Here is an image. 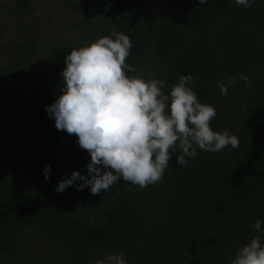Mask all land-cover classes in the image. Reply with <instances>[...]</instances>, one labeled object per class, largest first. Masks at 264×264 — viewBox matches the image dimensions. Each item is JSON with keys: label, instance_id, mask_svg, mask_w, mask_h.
Here are the masks:
<instances>
[{"label": "trees", "instance_id": "1", "mask_svg": "<svg viewBox=\"0 0 264 264\" xmlns=\"http://www.w3.org/2000/svg\"><path fill=\"white\" fill-rule=\"evenodd\" d=\"M8 1L0 0V264H48L47 254L32 255L38 250H51L53 264H94L117 252L125 253L126 264H230L252 236L264 242V233L253 228L257 220L264 226V90L231 102L243 110V125L234 134L238 148L228 146L206 160L196 147L183 166L176 163L182 151L171 158L170 189L148 194L156 218L143 238L142 201L134 196V184L121 178L97 195L87 186L55 190L73 170L88 175L89 153L45 111L52 103L46 86L53 80L62 85L65 56L80 47V38L75 29L63 38L56 26L36 25L40 11L54 14L56 0ZM133 1L103 0L113 15L99 35L110 36L112 29L127 35L132 48L126 62L137 70L153 52L168 59L153 76L166 83L214 72L210 51L188 40L196 22L226 32L214 60L227 65L232 77L245 75L251 53L264 42V0H249L248 8L235 0H145L126 13ZM160 1L174 9L176 23L167 20ZM182 18L189 21L188 33ZM256 31L263 34L254 37ZM45 164L51 169L47 180Z\"/></svg>", "mask_w": 264, "mask_h": 264}, {"label": "clouds", "instance_id": "2", "mask_svg": "<svg viewBox=\"0 0 264 264\" xmlns=\"http://www.w3.org/2000/svg\"><path fill=\"white\" fill-rule=\"evenodd\" d=\"M250 7L249 0H235ZM200 4L206 0H199ZM130 38L115 29L110 36L74 48L65 56L61 76L63 85L53 103L45 106L58 130L75 135L79 146L89 153L88 175L73 170L69 177L58 182L55 190L62 193L67 187H84L91 194L106 191L123 178L141 188L156 184L169 167L176 146L182 155L176 156L178 166L186 164V157L196 156V147L216 153L240 141L228 131H214L211 121L216 109L198 100L188 85L191 75H182L165 94L166 82L151 73L129 76L138 70L126 60L130 54ZM240 79L247 84V75ZM236 77H229L232 84ZM221 94L227 86L218 83ZM50 166L43 168L49 178ZM79 179L80 184H74ZM253 228L264 233L262 222ZM125 253L105 254L94 264H126ZM230 264H264V242L259 235L240 246Z\"/></svg>", "mask_w": 264, "mask_h": 264}, {"label": "rangeland", "instance_id": "3", "mask_svg": "<svg viewBox=\"0 0 264 264\" xmlns=\"http://www.w3.org/2000/svg\"><path fill=\"white\" fill-rule=\"evenodd\" d=\"M5 1L8 0H4V2ZM58 1L59 0H56L57 4L54 7V14H50V12H47V10L50 9L48 8L44 9L43 11H40V13L36 15V25H41L42 27L48 29H51L52 27L56 26L57 32L61 33H58L57 35L62 36L63 38L70 34H73V32H75L76 30L80 38V46L86 45L94 41L96 38L101 37L99 35L100 26L105 25L109 18L113 15L112 11H108L106 7L101 6V4L104 5L103 0H62L64 7L61 6V0L60 2ZM135 1L136 3L133 1L132 4L125 5L124 11L126 13L130 12L131 6L135 7L136 4H143V2L146 3L145 0ZM52 2L53 0L50 1V3ZM162 2L163 1H160V4L163 6L164 10L167 13H165L167 20L170 23H176L174 16L172 15L174 13V9L172 7H168ZM152 3H154V1H152ZM159 13L161 14L160 10ZM126 17L124 16L125 19ZM188 24L189 21L187 20V18L181 19L180 25L183 26L184 31L187 33ZM188 34V40H191L192 45L194 47L200 48L204 45L205 48L210 51L211 58L209 65L213 64L214 61L213 73H211L210 69H206V71L203 72L202 75L197 76L198 78H193L192 83L188 86L191 87L194 92H196L198 100L200 102L210 104L216 109V116L211 121V126L213 127V130H226L230 134L234 135L238 127L240 125H243V110L238 109V106L236 108H233L231 102L233 101L232 104H236L235 100L241 93L248 95L256 91L255 93L259 95L260 92L264 90V42L259 44L260 50H258V53H254V51L251 53V58L247 62L248 65L245 66V75L249 77L251 84H247L244 80L240 78H236L234 83L228 84V78L232 77L231 75H229L230 68H228L227 65L218 64V62L214 60L215 47L218 42L225 41L226 32L216 30L213 23L202 25L196 22V26L193 31ZM262 34L263 32L256 31L254 33V37H257L259 35L261 36ZM221 48L224 50L226 46L222 44ZM153 53L149 55L150 57H146L141 69L138 70L134 74V76L142 74L144 75V78L147 79L148 73H151L154 76L156 70H162L163 68H165V66H167L166 63L168 59L163 58V56H159V59L156 57L154 58ZM170 65L173 66L175 65V63L170 62ZM51 76L52 78H54L53 73L51 74ZM178 81L179 80L166 83V87L164 88L165 94H168L170 88ZM218 83H224L227 86V95L221 94L220 89L218 87ZM61 86H58L55 80H53V83L47 84V92L48 95L51 97L52 103L60 94ZM224 102L227 103V106L225 107L221 106V104ZM180 151L181 150L177 145L175 150L173 151L172 157H175ZM220 152H224V149L216 153L206 152V160L214 158ZM171 168V162L169 161V167L165 169L160 181L154 185L149 184L147 187L141 188L140 186L134 184V196H138L142 201L141 216L143 217V222L145 224V230L141 231V235L143 238H146V236L151 235L156 218V215L151 214L148 194L153 188L160 189L161 186L164 187L168 185L170 189L171 181H169V175H166V172L169 173L171 171ZM39 246H43V244L41 243L39 244ZM50 252L51 250L48 253H44L38 250L35 251L32 255L35 256L37 259H41L45 254H47L49 258L48 264H53L55 260L53 259L51 263L52 254Z\"/></svg>", "mask_w": 264, "mask_h": 264}]
</instances>
